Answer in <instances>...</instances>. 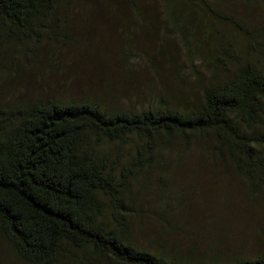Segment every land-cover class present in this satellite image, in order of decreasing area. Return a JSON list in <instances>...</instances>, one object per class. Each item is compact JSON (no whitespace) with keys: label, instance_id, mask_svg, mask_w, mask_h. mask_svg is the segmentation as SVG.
Masks as SVG:
<instances>
[{"label":"trees","instance_id":"1","mask_svg":"<svg viewBox=\"0 0 264 264\" xmlns=\"http://www.w3.org/2000/svg\"><path fill=\"white\" fill-rule=\"evenodd\" d=\"M58 4L61 0H0V52L6 42L55 39ZM230 4L251 8L264 6V0L161 2L174 32L184 35L195 28L187 33V51L207 56L205 66L213 77L211 67L230 74L215 78L186 111L165 106L137 113L108 110L99 101L8 105L0 100V239L14 261L264 264V250L255 259L234 262L148 251L135 243L130 222L135 170L152 164L159 138L189 143L192 137H210L213 153L240 176L264 181V71L249 59L241 61L230 38L237 31L252 57L263 55L264 24L251 22ZM137 13L139 22L147 21V15ZM188 21L194 26H185ZM131 139L135 154L125 166L128 159L114 149ZM108 208L112 224L103 221Z\"/></svg>","mask_w":264,"mask_h":264},{"label":"rangeland","instance_id":"2","mask_svg":"<svg viewBox=\"0 0 264 264\" xmlns=\"http://www.w3.org/2000/svg\"><path fill=\"white\" fill-rule=\"evenodd\" d=\"M134 1L135 7L126 0H61L55 39L4 44L0 100L8 105L99 101L108 110L137 113L165 106L186 111L215 78L230 75L211 67L213 77L207 56L187 51V33L195 28L174 32L162 0ZM230 5L264 24V6ZM137 10L147 15L146 22L137 20ZM230 38L241 61L249 59L264 71V52L252 57L235 30ZM134 142L114 149L128 159L125 166L134 157ZM156 145L152 164L135 170L129 207L135 243L192 260L255 259L264 250V181L240 176L213 153L210 137H192L189 143L159 138ZM106 210L103 221L112 224L111 209ZM0 257L4 264H22L1 239Z\"/></svg>","mask_w":264,"mask_h":264}]
</instances>
